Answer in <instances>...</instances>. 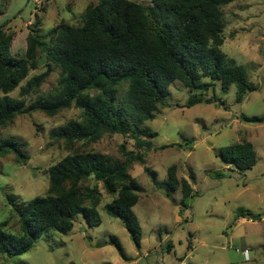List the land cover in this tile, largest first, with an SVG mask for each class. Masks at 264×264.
Returning <instances> with one entry per match:
<instances>
[{"label":"trees","instance_id":"1","mask_svg":"<svg viewBox=\"0 0 264 264\" xmlns=\"http://www.w3.org/2000/svg\"><path fill=\"white\" fill-rule=\"evenodd\" d=\"M234 1L152 0L146 5L135 0H98L87 6L80 24L60 22L46 35L40 33L36 14L24 56L12 53L14 33L0 26V129L27 112L38 110L55 116L72 107L82 110L80 119H70L50 130V137L64 141L72 152L48 168L47 194L21 205L12 202L22 234L9 232L6 222L1 223L0 254H24L52 230L68 233L79 214L92 225L101 224L97 207L104 192L113 197L106 203V211L120 218L141 246L143 228L134 210L140 184L130 168L135 162H145L143 150L150 142L144 137L158 134L144 127V122L154 119L160 106L166 104L176 81L191 92L186 107L197 103L224 105L221 98L206 96L216 81L223 90L235 85L238 101L256 88L248 80L246 66L222 49L224 8ZM40 55L45 57V70L31 75L39 67ZM55 68L60 71L56 87L42 92ZM17 88L20 94L13 96ZM241 119L264 123V115L242 114ZM105 134L134 139V147L127 149L121 144L124 158L82 148ZM26 147L27 142L1 139L0 155L14 152L17 162L25 164L30 158ZM220 156L239 170L250 169L257 162V152L249 141L223 147ZM145 170L157 182V173L148 167ZM177 172L175 164L168 168L167 185L181 190L185 201L192 196L193 187ZM89 180L94 184L84 188L83 183ZM111 240L128 260L120 240L116 236ZM173 248L169 240L167 250Z\"/></svg>","mask_w":264,"mask_h":264},{"label":"rangeland","instance_id":"2","mask_svg":"<svg viewBox=\"0 0 264 264\" xmlns=\"http://www.w3.org/2000/svg\"><path fill=\"white\" fill-rule=\"evenodd\" d=\"M97 1L0 0V26L14 33L12 53L24 56L36 14L40 33L46 35L60 22L80 24L87 6ZM135 1L148 5L152 0ZM224 16L222 49L246 66L248 80L256 88L238 101L235 85L223 90L216 81L206 96L221 98L224 105L197 103L186 107L191 92L176 81L166 104L160 106L154 119L144 122V127L158 134L144 137L150 142V147L143 150L145 162H135L130 168L140 184L134 210L143 228L141 246L136 245L122 220L106 211V203L113 197L104 192L97 207L101 224L92 225L79 214L68 233H45L24 254H0V264H127L140 257V264L159 260L165 264H264V123L241 119L242 114L264 115V0H236L225 6ZM38 63L31 75L45 70L43 55ZM59 75L55 68L41 91L54 89ZM19 94V88L12 92L13 96ZM81 115L82 110L75 107L55 116L36 110L17 116L0 129V140L27 142L30 157L21 164L14 152L0 155V224L6 222L9 232L22 234L12 202L21 205L47 194L48 168L72 152L64 141L52 139L50 130ZM243 141L254 145L257 162L250 169L239 170L226 164L220 151ZM134 142L121 134H105L82 148L124 158L121 144L131 149ZM171 143L177 145L160 148ZM174 164L178 177L188 178L193 187L192 196L185 201L181 190L167 185L168 168ZM146 167L157 173V182ZM93 184L89 180L82 186ZM112 236L120 240L128 260L120 255ZM169 240L174 243L171 251L167 250ZM146 253L150 254L148 258L143 257Z\"/></svg>","mask_w":264,"mask_h":264},{"label":"crops","instance_id":"3","mask_svg":"<svg viewBox=\"0 0 264 264\" xmlns=\"http://www.w3.org/2000/svg\"><path fill=\"white\" fill-rule=\"evenodd\" d=\"M146 253L145 255H143V257L148 258L150 256V254ZM141 257L140 258H136V260L128 262L127 264H140L141 261ZM149 264H165L163 260H159V261H154V262H150ZM166 264H172V263H166Z\"/></svg>","mask_w":264,"mask_h":264},{"label":"built area","instance_id":"4","mask_svg":"<svg viewBox=\"0 0 264 264\" xmlns=\"http://www.w3.org/2000/svg\"><path fill=\"white\" fill-rule=\"evenodd\" d=\"M32 1L38 2V1H40V0H32ZM244 253H245L246 255H248V251H247V250L244 251ZM182 264H185V263H182Z\"/></svg>","mask_w":264,"mask_h":264}]
</instances>
